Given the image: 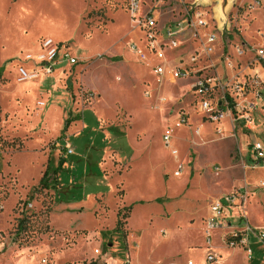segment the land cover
<instances>
[{"label": "rangeland", "instance_id": "1", "mask_svg": "<svg viewBox=\"0 0 264 264\" xmlns=\"http://www.w3.org/2000/svg\"><path fill=\"white\" fill-rule=\"evenodd\" d=\"M190 2L0 0V264H123L134 239H141V252L133 264H187L191 257L201 263L210 205L247 185L245 212L264 230V166L255 168L249 153L257 138L264 142V60L256 62L264 46V0H199L193 10L205 14L206 29L194 26ZM150 10L158 12L160 29L185 22L181 55L170 51L169 63L181 57L184 64L176 66H186L192 54L198 60L182 80L162 81L155 66L141 64L129 49L141 34L137 20ZM211 34L217 38L208 57L202 44ZM48 39L62 47L52 79L26 61L27 55L36 60ZM66 53L78 63L67 65ZM22 70L37 78L22 83ZM211 79L213 90L195 93L198 81ZM225 98L227 129L228 121L214 124L200 107ZM180 115L187 125L177 128ZM247 115L254 124L246 126ZM68 119L74 121L63 132ZM131 137L132 160L125 154ZM62 159L59 178L70 189L69 203L39 189L48 164ZM214 233L212 247L224 249ZM256 254L249 260L233 251L226 264H257ZM259 254L264 258V248Z\"/></svg>", "mask_w": 264, "mask_h": 264}, {"label": "built area", "instance_id": "2", "mask_svg": "<svg viewBox=\"0 0 264 264\" xmlns=\"http://www.w3.org/2000/svg\"><path fill=\"white\" fill-rule=\"evenodd\" d=\"M184 1V0H182ZM187 1V0H185ZM191 8L195 18L197 19L194 26L196 28L206 29L209 26V22L206 20L205 14L198 10H193L194 6L196 7V1L191 0L190 2ZM133 11L138 10V4L134 3L132 5ZM135 13H133V20L135 19ZM157 18L149 12L146 14L142 19L137 20L136 22V29L141 32L142 37L139 39V42L132 41L128 44L129 49L131 52L139 59L141 63H150L153 60L158 63L154 70V73L161 77L162 79H169V80H179L187 77L189 75V71L186 66L183 67H170L168 64V57H167V50H177L180 47L178 42V36L181 32L184 31V21L179 22L175 26L164 27L162 29L158 28ZM207 37V44H202L203 46V54L205 56H210L214 50L212 46L216 41V35H206ZM42 52L38 55L36 60H33L32 56H26V61H35L38 64L39 71L45 73V75L53 74L55 65L58 64V60L60 58L61 53V46L55 44V42L51 39L45 40L41 44ZM239 55L243 54V51H238ZM259 59L256 61L258 64L260 60H264V46L258 49L257 53ZM65 61L71 65H76L78 63L76 58H71L67 53L64 55ZM198 60L196 55H192L190 57V63L193 64ZM188 64V65H189ZM231 61L229 65H231ZM262 66V65H261ZM22 81L25 80H34L37 78V74L34 75L33 72H28L22 70L20 72ZM258 70L255 71V75L257 78L260 77L258 74ZM264 83V81H263ZM216 86L215 80H206V81H198L195 84V93L202 95L208 92L209 90H213ZM93 93L89 92L88 96L90 98L93 97ZM228 105V99L225 98L222 102L217 104L215 107L208 101H204L201 103V110L205 111L209 114V119L214 123H220L225 118H229L227 116L228 113H231V109L223 108V105ZM255 107H250L249 110H253ZM246 122V126L250 124H254L253 118L247 115L244 117ZM186 123L185 117H181L179 123L176 125L177 128H180L183 124ZM219 133L222 132L221 128L217 130ZM173 130L168 129L164 140L166 145H169L171 135ZM67 154L72 155L73 149L71 146H67ZM250 152L253 156V160L256 164L264 163V142L261 140H257L256 142L252 143L250 147ZM183 170V167L180 166L179 172ZM259 187L264 188V180L259 182ZM247 194L248 189L247 187L243 189H239L231 194L224 195L213 202L210 208L209 217L206 220V235L208 236V242H210V233L215 230L222 229L226 226L225 221L229 217V211L232 207H239L240 215L238 216L240 221L244 223L243 229L236 231L229 234L226 238V244L231 248H243L246 252V255L249 260L253 259L254 250L250 243L251 237L257 240L258 243L264 244V232L255 230L247 220V215L245 212V205L247 201ZM239 200V204L237 205L236 202ZM96 255H100L101 252L99 250H95ZM216 256L214 254H208L206 257L207 264H213L216 261ZM118 264V263H117ZM123 264H131L130 259L128 258ZM188 264H193L189 262Z\"/></svg>", "mask_w": 264, "mask_h": 264}, {"label": "crops", "instance_id": "3", "mask_svg": "<svg viewBox=\"0 0 264 264\" xmlns=\"http://www.w3.org/2000/svg\"><path fill=\"white\" fill-rule=\"evenodd\" d=\"M194 1H196V7L198 8L199 7V0H194ZM150 12H152V14L157 18L158 16V12H156V11H154V10H150ZM187 13V12H186ZM160 15V14H159ZM180 22H183L182 20L180 21ZM142 37V35L141 34H138L137 35V37H136V39L137 40H135V41H137V42H139V39ZM182 46H183V44H180V47L177 49L178 51H179V53H180V55H181V52H182ZM170 51H172V50H167V57H168V64H169V66L170 67H179V66H176L178 63L179 64H184V63H181L180 61L182 60L181 59V57H179L178 58V63L177 64H174V65H171L170 63H169V56H170V54H169V52ZM179 53H178V55H179ZM177 55V56H178ZM193 55V54H192ZM192 55H190L189 56V59H190V57L192 56ZM138 59V58H137ZM139 60V59H138ZM188 60V59H187ZM140 62V61H139ZM62 60H58V64H56L55 65V68H54V74L52 75V76H56V77H58L59 75V73H58V70H57V66H61L62 65ZM141 63V62H140ZM141 64H152L153 66H156L158 63H156L154 60H153V62H150V63H141ZM67 65H70V66H74V65H71V64H67ZM181 65V66H182ZM187 65H188V63H187ZM183 67V66H182ZM186 68H187V66H186ZM64 69V68H63ZM62 70V69H61ZM57 72V73H56ZM153 72H154V70H153ZM55 74H57V75H55ZM155 74V73H154ZM156 75V74H155ZM51 75L50 76H46L47 77V79H52L53 77H52ZM157 76V75H156ZM46 79V80H47ZM162 79V78H161ZM184 79V78H183ZM187 79V78H186ZM182 80V79H181ZM42 82H46L45 80H41ZM161 81V80H160ZM162 81H166V82H169V81H173V80H169V79H162ZM176 81V80H175ZM41 85L42 84H38V90L40 89V87H41ZM194 91H195V85H194ZM164 99L162 98V100L161 101H163ZM164 102V101H163ZM86 112H88V111H86ZM85 112V113H86ZM84 114V113H83ZM95 117H98V118H96V122H97V124L99 123V125H101V119H100V117L99 116H95ZM181 117H185V119H186V123L185 124H183V125H187V116H185V115H180L179 117H178V119L176 120V125L179 123V121H180V119H181ZM82 118H83V116H82ZM81 118V119H82ZM77 120H79L80 118H76ZM84 119V118H83ZM82 119V120H83ZM224 121H228V124H227V126H226V129L227 128H229V125H230V123H229V119L228 118H225L224 120H222V122H224ZM222 122H220V123H222ZM219 123V124H220ZM215 124V123H214ZM82 125H83V127L85 128L86 126H85V123L84 122H82ZM183 125L181 126V127H183ZM180 127V128H181ZM218 128H221L222 129V131H223V127L221 126V127H218ZM218 128H217V130H218ZM168 129H171V130H173L171 127L170 128H168ZM167 132V131H166ZM218 132V131H217ZM173 133V132H172ZM201 134V131L200 130H197V135H200ZM106 138V137H105ZM117 140H120L119 138H117ZM245 140V139H244ZM257 140H260L259 138H257L254 142H256ZM165 141V140H164ZM170 141H171V139H170ZM254 142H252V143H254ZM252 143L250 144V146H249V153H250V155H251V158H253V156H252V154H251V152H250V147H251V145H252ZM130 144L131 145H129L128 144V151H126L125 152V154H127V158H130L131 160L132 159H134L135 157H136V155H137V152H136V150H135V145H136V142H135V140H134V138H130ZM135 144V145H134ZM169 145H170V142H169ZM169 145H167V146H169ZM69 146V145H68ZM88 149V148H87ZM118 152V151H117ZM74 154V153H73ZM87 153H84L83 155L85 156ZM118 154H119V152H118ZM82 155V156H83ZM83 156V157H84ZM175 157H176V159H178L179 160V158H178V154H177V151H176V153H175ZM263 166H264V163H261ZM261 164H256V162H255V168H259L260 167V165ZM215 169L216 170H218V168L217 167H215ZM261 180H264V179H261ZM260 180V181H261ZM247 187V189H248V185L246 186ZM244 188H245V186H244ZM239 189H243V188H239ZM231 194V193H230ZM218 199V198H217ZM217 199H215V200H217ZM214 200V201H215ZM141 202H143V201H141ZM247 202V201H246ZM213 204V203H212ZM211 204V205H212ZM236 204L238 205L239 204V200H237V202H236ZM211 205H210V207H209V212H210V208H211ZM131 207V210L133 211V205L132 206H130ZM129 208V207H128ZM229 217H228V219L225 221V223H226V226L224 227V228H222V229H219V230H215V235L214 236H217L218 235V237H219V239H220V243H222V245L225 247L224 249H217L216 247L214 248V247H212V233L214 232V231H212L211 233H210V242H208V236L206 235V226H205V233H204V239H205V241H206V244L204 245V248H202L205 252H206V254H205V257H204V259L202 260V262L201 263H198L194 258H192L191 257V254H190V257H191V260L190 261H188L187 262V264L189 263V262H192L193 264H207L206 263V257L208 256V254H214L215 256H216V261L213 263V264H215V263H217V264H226V263H228L229 262V259H227L228 258V256H229V254H230V252H233V251H235V252H238V253H244L245 255H246V252H245V250L243 249V248H240V247H238V248H231L230 246H228L227 244H226V238H227V236L229 235V234H231L232 232H234V231H236V229H239V230H241V229H243V225H244V223H242L241 221H240V219H239V215H240V209H239V207H232L231 209H230V211H229ZM247 215V214H246ZM207 220V219H206ZM247 220H248V223L250 224V226H252L255 230H257V231H262V232H264V230H263V228H260V227H256V226H253L252 224H251V222L249 221V219H248V216H247ZM206 224V223H205ZM192 242H194V241H192ZM192 242H190V243H192ZM201 242V245H203V241H200ZM190 243H187V244H190ZM250 243H251V245H252V248L254 247V249L253 250H255V254L257 255V256H260V259H258V261H257V264H264V258L263 257H261V254H259V252H260V250L261 249H263L264 248V246H263V244H260V243H258L257 242V240L256 239H254L253 237H251V239H250ZM259 245H262L261 246V248H260V246ZM127 246V245H126ZM215 246H217V245H215ZM229 248H231L232 250H230ZM260 249V250H259ZM95 250H97V249H95ZM95 250H94V253H95ZM259 250V251H258ZM127 251H128V258L130 259V261H131V264H133L135 261H137L138 259H139V256H140V252H141V239H139V240H136V239H134L133 240V245H131V246H129V249H127ZM136 253V258H134V257H132V253ZM242 256V255H241ZM246 257H247V255H246ZM262 258V259H261ZM136 259V260H135ZM247 259H248V257H247ZM117 264V263H116ZM255 264V263H254Z\"/></svg>", "mask_w": 264, "mask_h": 264}, {"label": "trees", "instance_id": "4", "mask_svg": "<svg viewBox=\"0 0 264 264\" xmlns=\"http://www.w3.org/2000/svg\"><path fill=\"white\" fill-rule=\"evenodd\" d=\"M3 73V68L0 70V76ZM74 120H77L76 118ZM74 120H70L68 119L65 123L64 126V131H66L70 124L72 123V121ZM116 128H113V130ZM86 147H89L86 146ZM94 147H97L94 143ZM67 162V159H62L59 163L58 166H53L51 163L48 164L46 171L43 174V177L40 180L39 183V189L42 190H55L57 192V197H58V202H66L69 203L70 201V189H66L62 186V183L60 182V178H59V174L61 173V171L64 169L65 163ZM131 207L128 208V210H130ZM120 227H121V221L118 222V227L116 228V231H120Z\"/></svg>", "mask_w": 264, "mask_h": 264}, {"label": "bare ground", "instance_id": "5", "mask_svg": "<svg viewBox=\"0 0 264 264\" xmlns=\"http://www.w3.org/2000/svg\"><path fill=\"white\" fill-rule=\"evenodd\" d=\"M29 81H31V80H25V81L21 80L22 83H26V82H29Z\"/></svg>", "mask_w": 264, "mask_h": 264}]
</instances>
